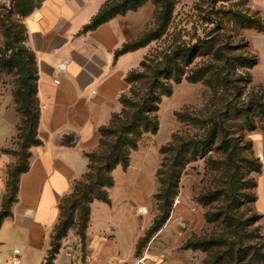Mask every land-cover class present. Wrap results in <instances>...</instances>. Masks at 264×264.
<instances>
[{
    "label": "trees",
    "instance_id": "16d2710c",
    "mask_svg": "<svg viewBox=\"0 0 264 264\" xmlns=\"http://www.w3.org/2000/svg\"><path fill=\"white\" fill-rule=\"evenodd\" d=\"M43 1L16 0L14 14L10 12L0 19V30L7 40L5 51H0V71L14 70L21 76L15 99L17 111L22 116L17 137L18 151L14 153L17 161L8 170L6 192L1 202L0 228L3 221L11 216L21 176L30 169L27 160L31 148L42 145L38 138L40 104L37 98V66L34 55L21 46L24 30L18 24L40 7ZM147 2L109 0L90 24L83 28V33L94 31L128 12H136ZM152 3L156 7L153 27L135 41L123 45L116 52V57L145 48L166 34L171 4L166 0H152ZM260 22H254L249 27L244 25L242 29L263 32L264 25ZM242 42L243 45L235 47L215 36L198 40L195 46L179 43L157 58L146 59L141 63L142 72L128 76V84L136 80L143 83V96L134 99L122 95V111L112 116L108 126L99 129V149L87 156V173L60 205V221L52 237L49 262L58 253L61 240L71 228L77 227L78 235L85 239L90 205L94 201L110 202L108 190L115 185L112 175L114 169L121 166L127 171L131 153L139 149L143 136L155 135L159 130L158 112L162 98H170L173 85L186 81L203 83L213 90L218 95L219 109L205 117L181 113L176 115L180 122L189 124L200 134L175 136L171 144L160 149L163 155L162 168L158 173L161 187L156 195L159 214L141 239L139 250L169 219L179 179L185 168L197 159L214 153L219 159L212 160L210 156L208 164L219 174V180L213 190L200 193L198 202L203 207H211L205 214V220L209 224L219 225L221 231L217 235L189 239L183 250L206 253L203 264H264V244L257 226L262 216L250 206L256 201L253 192L256 182L251 175L260 173L262 165L244 134L245 131L257 129L264 131V90L256 92L252 89L246 94L252 84L251 70L258 60L249 52L248 43ZM240 49L243 50L238 53ZM198 55L208 57V60L187 73ZM237 65L239 70H243L244 76L237 74ZM64 145H71L70 141H64Z\"/></svg>",
    "mask_w": 264,
    "mask_h": 264
},
{
    "label": "crops",
    "instance_id": "0c3cea01",
    "mask_svg": "<svg viewBox=\"0 0 264 264\" xmlns=\"http://www.w3.org/2000/svg\"><path fill=\"white\" fill-rule=\"evenodd\" d=\"M108 1L44 0L24 19L27 47L37 62L41 109L38 138L42 145L31 148L30 169L21 176L11 216L1 225L0 264L16 260L20 264H202L203 256L198 252L179 251L184 245L178 244L179 239L185 238V243L189 237L188 232L180 233L174 211L139 250L141 239L153 225L156 207L149 210L148 205L131 199L126 181L130 164L126 172L121 167L114 169L115 185L108 190L110 202L94 201L90 205L85 239L76 227L71 228L61 240L58 253L48 261L60 221V205L87 173V156L99 148V129L120 113L125 79L147 53L141 48L116 57L123 45L145 32V19L132 22L131 17L147 5L83 33ZM250 3L264 23V0ZM243 35L264 68V31L247 30ZM254 82L264 88V81ZM6 112L4 108L0 117V148L13 138L20 122V118ZM64 141L71 145H64ZM0 179L1 209L6 180L1 175ZM143 190L148 197L147 189ZM260 209L263 218L259 226L264 236V204Z\"/></svg>",
    "mask_w": 264,
    "mask_h": 264
},
{
    "label": "rangeland",
    "instance_id": "374dc122",
    "mask_svg": "<svg viewBox=\"0 0 264 264\" xmlns=\"http://www.w3.org/2000/svg\"><path fill=\"white\" fill-rule=\"evenodd\" d=\"M166 1L167 3L171 4L172 7L167 32L163 37L151 42L147 47H145L147 53L141 63L146 59L152 60V58L159 57L160 54L169 51L172 46L179 43H186L189 46H195L198 40H208L209 38H213L215 36H219L220 40L224 41L225 43L227 42V44L231 43L232 46H241L243 45V40L248 43L247 39L243 35L245 31L249 30L261 33L254 29H242L244 25L249 27L253 25L254 22H259V20L261 21L260 24L264 25L259 13L252 7L250 0ZM15 5L16 0H0V19H2V16H5L10 12L13 13ZM145 5H147L146 9L140 14L132 15L131 19L132 22L137 21L139 18L142 20L145 19L147 22L145 31H148L153 27L155 19L154 10L156 7L152 3V0H148ZM235 15H237V18ZM13 18L16 21H19V19L15 18L14 16ZM18 25L22 26L24 30L22 33L23 42H21V46L26 48L34 55V53L27 47V29L24 21L20 20ZM246 36H248V33H246ZM250 36L252 35L249 34V37ZM250 40L252 41L251 38ZM6 41L7 40L5 37H3V33L0 30V51H5ZM254 47L255 46L253 44V48ZM242 50L243 49H240L237 52L241 53ZM249 52L255 56L251 52L250 47ZM9 55L10 53L8 52L7 56ZM207 60L208 57H202L198 55L193 65L187 70V73H190V70L194 68L196 69V67ZM141 63L136 68H134L130 74L142 72L144 69L141 67ZM236 67H238L237 74L244 76L242 75L243 70H239V65ZM252 70L251 76L254 77V81H264V68L262 65L258 64ZM129 75H127L126 79ZM20 77L21 76L18 75L14 70H4L3 72L0 71V117H2V110L6 108V113L9 116L11 113H13L16 117L20 118V122L16 127L13 138L0 148V175L3 181L4 179L7 181L8 170L17 161L14 153L18 151L17 137L19 133V127L22 124V116L17 111L15 94L19 87L18 84ZM253 77L252 84L246 90V94L252 89L256 92L261 89L264 90L262 86L255 84ZM126 79V90L124 93H122V95H127L134 99L141 98L144 93L143 83L140 80H136L133 83L128 84ZM217 97L218 95L203 83L192 84L183 81L179 85H173V94L170 98H162L158 112L160 126L157 134L144 135L140 140L139 149L131 153L129 163L131 165V172L126 181L128 188H130L129 192H132L131 199L135 203L148 205L149 210H153L154 207H156V215L159 214L156 195L161 187L158 173L162 168L161 165L163 163V155L160 153V149L171 144L174 141L173 137L175 136H182L186 133H188L190 136L200 134L198 130L194 129L189 124L180 122L176 115L181 113L187 114L189 116L205 117L207 115L213 114L219 109ZM120 105L122 111L121 102ZM244 134L246 141L251 142L254 155L262 165V170L260 173H253L251 175L256 182V188L253 191L254 195L256 196V201L250 206L255 213H258V211L261 210L260 206L264 204V131L257 129L253 132L245 131ZM210 156L212 157V160L219 159L217 155L210 153L205 158L197 159V161L190 163L185 168L179 179L177 196L172 205V212L174 211V213L178 214L179 231L180 233L188 232V240L217 235L221 231L219 225L209 224L205 220V214L208 210H210L211 207H203L202 204L198 202V196L200 193L205 192L206 190H213L218 183L217 181L219 180V174L212 170L208 164V159ZM30 158L27 160L28 163ZM116 174L119 175V173ZM143 189H147L150 198L149 196L146 197ZM259 222L257 223V226H259ZM259 230L262 237V242L264 244V236L260 226ZM179 240L180 241L178 244L183 243L185 245V238L181 237ZM171 242L173 241L170 240V243ZM165 243L166 242H164V244ZM184 245L180 246L179 251H183ZM194 252H198L203 256L201 262L203 264L207 254L200 250Z\"/></svg>",
    "mask_w": 264,
    "mask_h": 264
},
{
    "label": "built area",
    "instance_id": "2783aa9c",
    "mask_svg": "<svg viewBox=\"0 0 264 264\" xmlns=\"http://www.w3.org/2000/svg\"><path fill=\"white\" fill-rule=\"evenodd\" d=\"M15 254H19V251H15ZM13 264H20V261L16 260Z\"/></svg>",
    "mask_w": 264,
    "mask_h": 264
},
{
    "label": "water",
    "instance_id": "95a60500",
    "mask_svg": "<svg viewBox=\"0 0 264 264\" xmlns=\"http://www.w3.org/2000/svg\"><path fill=\"white\" fill-rule=\"evenodd\" d=\"M63 67V66H62Z\"/></svg>",
    "mask_w": 264,
    "mask_h": 264
}]
</instances>
